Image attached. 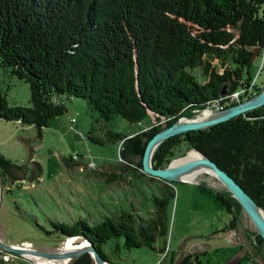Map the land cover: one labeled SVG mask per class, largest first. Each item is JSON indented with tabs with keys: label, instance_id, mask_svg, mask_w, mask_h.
Wrapping results in <instances>:
<instances>
[{
	"label": "trees",
	"instance_id": "trees-1",
	"mask_svg": "<svg viewBox=\"0 0 264 264\" xmlns=\"http://www.w3.org/2000/svg\"><path fill=\"white\" fill-rule=\"evenodd\" d=\"M262 46L264 0H0V67L29 85L31 105L11 106L0 91V118L33 125L41 138L42 128L67 112L66 97L86 100L104 121L112 115L130 123L172 116L169 125L186 106L204 108L222 97L223 90L229 94L247 88L251 48ZM215 58L224 67L222 73L211 64ZM196 68L205 82L193 74ZM153 127L144 133L148 139L159 130ZM105 135L89 140L103 144L127 136L110 129ZM139 137L127 139L126 148ZM182 141L224 169L264 209V107L168 138L154 152V167L164 168ZM12 166L0 155L4 188ZM198 187L213 194L231 215L223 195ZM166 190L154 197L149 220L136 224L123 211L92 225L83 219L51 221L54 233L88 240L110 264L103 245L113 238L122 237L128 250L146 246L162 254L166 245L156 249L153 243L169 232L168 207L175 194L172 187ZM70 264L94 261L84 253ZM180 264H201L199 254L184 256Z\"/></svg>",
	"mask_w": 264,
	"mask_h": 264
},
{
	"label": "rangeland",
	"instance_id": "rangeland-1",
	"mask_svg": "<svg viewBox=\"0 0 264 264\" xmlns=\"http://www.w3.org/2000/svg\"><path fill=\"white\" fill-rule=\"evenodd\" d=\"M251 49L252 81L247 88L242 87L229 94L223 90L222 97L208 101L204 108L186 106L182 109L185 113L169 125H166V121L171 120L172 116L160 121L150 117L142 122L130 123L119 115H112L109 121H104L86 100L66 97L64 103L67 112L53 118L48 127L42 128L41 138L33 125L0 118V155L13 164L12 177L3 179L5 188L0 179V242L19 249L13 252L0 248V264H70L76 259L47 258L33 253L61 254L79 245L84 247L83 242L90 246L91 243L80 236L63 237L54 233L51 221L70 224L83 219L92 225L106 216L118 217L125 211L132 214V219L138 224L152 217L154 197L167 193V187H172L175 194L168 207L169 232L166 238L160 237L153 243L156 249L166 245L165 253L146 246L128 250L122 247V237L113 238L103 245L112 264H169L172 255L176 264L181 256L188 255L191 250L202 251L198 252L201 264H227L237 259L242 251L246 254L239 264H264V242L259 243L257 239L260 234L237 198L212 170L203 167L209 170L202 171L205 173L197 182L182 179L171 182L154 177L143 168L147 144L161 130L178 122L194 121L193 118L208 120L214 117L212 113L217 115L221 110L241 104L264 91V46ZM211 62L219 73L224 71L218 59ZM192 72L205 82L200 68ZM0 91L11 106H31L29 85L17 79L9 68L0 67ZM208 104L213 111L206 110ZM261 107L264 105L236 117L246 116L248 112ZM201 111H206L211 117L198 116ZM153 126L159 130L148 139L144 133ZM107 129L127 136L103 144L89 140L90 136L105 139ZM92 131L93 134H90ZM137 135H140V141L126 148L125 141ZM125 148L130 154H124ZM193 150L201 155L200 159L208 158L199 150L187 149L182 141L172 150L164 168L173 167V160ZM225 150L228 151V148ZM199 185L223 195L230 202L231 215L213 194L203 192ZM232 219L234 224L230 226L236 224V228L230 234L225 227ZM73 238L76 239L74 247L64 249L66 241ZM167 247L170 254L163 260L162 256L168 254Z\"/></svg>",
	"mask_w": 264,
	"mask_h": 264
},
{
	"label": "water",
	"instance_id": "water-1",
	"mask_svg": "<svg viewBox=\"0 0 264 264\" xmlns=\"http://www.w3.org/2000/svg\"><path fill=\"white\" fill-rule=\"evenodd\" d=\"M264 105V91H262L257 96L246 100L241 104L233 106L228 109L221 110L213 118L203 121H188V122H178L171 127H167L161 130L156 135H154L148 142L144 158H143V168L144 170L159 179L166 181H179L180 176L192 172L201 167H207L214 172V174L220 179V181L228 188V190L237 198L239 203L245 209V211L250 216L253 224L255 225L258 233L263 238L264 242V210L254 201V199L243 189V187L236 182L234 178L229 176V174L221 170L213 161L209 158L200 159L197 161H192L184 163L176 167L169 168H156L152 163V154L154 149L163 140L174 136L179 133H184L191 130H201L203 128L211 127L219 122L227 121L245 111L257 108ZM84 243V242H83ZM86 243V242H85ZM82 244V243H81ZM71 250L70 252H64L61 254H52L47 252L33 251L36 255L47 257V258H73L77 259L84 253H89L96 264H109L95 249V247L90 244V246H81ZM0 248L3 250H9L13 252L19 251V249L12 248L0 242Z\"/></svg>",
	"mask_w": 264,
	"mask_h": 264
},
{
	"label": "bare ground",
	"instance_id": "bare-ground-1",
	"mask_svg": "<svg viewBox=\"0 0 264 264\" xmlns=\"http://www.w3.org/2000/svg\"><path fill=\"white\" fill-rule=\"evenodd\" d=\"M205 108H206V110L213 111L211 108H209V105H207V107H205ZM214 113H212L211 115L215 116ZM211 115L208 116L206 111H203V112L201 111L200 115H198V116H200V117L208 116L206 118V119H208L209 117H211ZM186 120L187 119H185V120L182 119V121H186ZM193 120L194 121H200V120H205V119L193 118ZM200 158H201V155L199 153H197L195 150H193L191 152H188L184 157H181V158L173 160L171 162V166L174 167V166H177V165H180V164H183V163H187V162L198 160ZM205 170L208 171L209 169H205V168L202 167V168L196 169V170H194L192 172L186 173V174L180 176V178L182 180H184V181L188 180V182H197L202 177V175L205 173V172L203 173L202 171H205ZM74 240H76V239L73 238V239H69L68 241H66V243H65L63 248L66 249V250L67 249L68 250L72 249L74 247V245H75V243H74L75 241ZM82 245L85 246V243H82ZM27 257H29V256H27ZM41 261H43V260H41ZM52 262H54V261H52Z\"/></svg>",
	"mask_w": 264,
	"mask_h": 264
},
{
	"label": "crops",
	"instance_id": "crops-1",
	"mask_svg": "<svg viewBox=\"0 0 264 264\" xmlns=\"http://www.w3.org/2000/svg\"><path fill=\"white\" fill-rule=\"evenodd\" d=\"M235 228H236V224L234 225V227H233V229H228L229 230V232H230V234L231 233H233L234 231H235ZM223 232V231H222ZM221 232V233H222ZM207 247H210L209 245H206ZM203 247V250H204V246H202ZM167 249H168V247H167ZM198 252H202V251H196V250H191V252L189 253V254H191V253H197V254H199ZM165 253V252H164ZM163 254V253H162ZM169 254H170V248L168 249V254H167V256H162L163 257V260H165L166 258H168V256H169ZM246 254V252L245 251H242V252H239V257L237 258V259H233V260H230V261H228L229 263H227V264H239V262H240V260L243 258V256ZM184 256H181L179 259H178V261H177V263L176 264H180V261H181V259L183 258ZM173 258V260H172V264H174V261H175V257L172 255V257H171V259ZM171 259L169 260V264H171ZM201 261V260H200Z\"/></svg>",
	"mask_w": 264,
	"mask_h": 264
}]
</instances>
